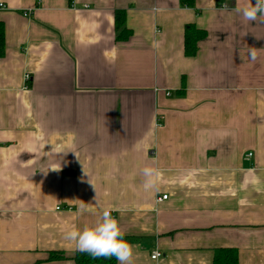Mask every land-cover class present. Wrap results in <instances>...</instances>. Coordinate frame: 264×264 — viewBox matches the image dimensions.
Here are the masks:
<instances>
[{
  "label": "crops",
  "instance_id": "1",
  "mask_svg": "<svg viewBox=\"0 0 264 264\" xmlns=\"http://www.w3.org/2000/svg\"><path fill=\"white\" fill-rule=\"evenodd\" d=\"M0 3V264H75L64 232L103 208L134 264H264V22L236 0Z\"/></svg>",
  "mask_w": 264,
  "mask_h": 264
},
{
  "label": "clouds",
  "instance_id": "2",
  "mask_svg": "<svg viewBox=\"0 0 264 264\" xmlns=\"http://www.w3.org/2000/svg\"><path fill=\"white\" fill-rule=\"evenodd\" d=\"M223 7L225 10L228 9L227 5ZM154 11L158 12L160 9ZM231 11L246 21L254 22L259 19L264 22V0H255L254 3L252 0H236L235 7ZM247 55L250 61L255 62L258 58L257 49L249 47ZM142 176V187L147 192L157 186L160 172L157 168L145 166L142 169ZM86 211L89 209L82 204L79 209L80 214ZM111 213V208L101 209L91 225L71 227L64 232V239L73 245L74 251L86 252L93 258L114 257L118 264H134V246L123 238L125 233Z\"/></svg>",
  "mask_w": 264,
  "mask_h": 264
},
{
  "label": "trees",
  "instance_id": "3",
  "mask_svg": "<svg viewBox=\"0 0 264 264\" xmlns=\"http://www.w3.org/2000/svg\"><path fill=\"white\" fill-rule=\"evenodd\" d=\"M186 6H193V0H181ZM122 14H116V29L122 26ZM128 31L125 28L121 30L118 37L127 36ZM207 31L198 28L195 24H187L184 28V52L187 56H193L197 53L199 47L198 44L201 40L206 38ZM5 33L4 24L0 21V56L4 53ZM52 259H62L64 255L62 253L51 252L48 257ZM72 260L75 264H117V260L114 257L93 258L86 252H75L72 256ZM237 251L235 249L221 248L217 249L214 253L213 264H237Z\"/></svg>",
  "mask_w": 264,
  "mask_h": 264
},
{
  "label": "built area",
  "instance_id": "4",
  "mask_svg": "<svg viewBox=\"0 0 264 264\" xmlns=\"http://www.w3.org/2000/svg\"><path fill=\"white\" fill-rule=\"evenodd\" d=\"M3 7H4V5L2 3H0V8H3ZM29 77H30L29 74H26L24 76V80L25 81L29 80ZM166 198H167V195H162L160 198H158V200L166 199ZM161 255H162L161 252L159 250L155 249L151 252L150 257H151V259H158L161 257Z\"/></svg>",
  "mask_w": 264,
  "mask_h": 264
}]
</instances>
